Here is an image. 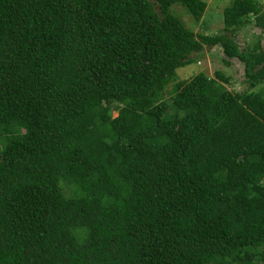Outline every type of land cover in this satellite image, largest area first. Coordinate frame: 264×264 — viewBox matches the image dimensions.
<instances>
[{"label": "trees", "instance_id": "1", "mask_svg": "<svg viewBox=\"0 0 264 264\" xmlns=\"http://www.w3.org/2000/svg\"><path fill=\"white\" fill-rule=\"evenodd\" d=\"M173 4L0 0V264H264L263 5Z\"/></svg>", "mask_w": 264, "mask_h": 264}, {"label": "rangeland", "instance_id": "2", "mask_svg": "<svg viewBox=\"0 0 264 264\" xmlns=\"http://www.w3.org/2000/svg\"><path fill=\"white\" fill-rule=\"evenodd\" d=\"M206 8L199 21L194 23L191 15L179 4H173L170 9L175 6V14L179 16L188 27L194 31H202L208 34L217 33L223 27V8L230 3V0H205ZM264 8V0H260ZM178 5V6H176ZM261 34L260 40L261 46L264 48V34L261 28L255 26L253 23L239 30L236 38L240 45L246 43L251 44L256 39V35ZM222 52L215 46L213 48L205 47L201 53H195L193 60L179 66L175 69L176 78L183 79L192 76L198 72H203L208 76H214V71L219 70L225 75L230 76V84L226 86L232 91H240L248 86V83L244 80L243 65L237 60H233L232 64H226L221 59ZM264 86V83H259L253 89H259ZM115 115V112L113 113Z\"/></svg>", "mask_w": 264, "mask_h": 264}]
</instances>
